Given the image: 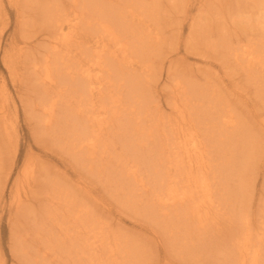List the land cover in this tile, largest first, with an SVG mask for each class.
Returning <instances> with one entry per match:
<instances>
[{
    "label": "bare ground",
    "instance_id": "bare-ground-1",
    "mask_svg": "<svg viewBox=\"0 0 264 264\" xmlns=\"http://www.w3.org/2000/svg\"><path fill=\"white\" fill-rule=\"evenodd\" d=\"M9 1L19 10L21 0ZM212 1L215 2V0ZM224 1L218 7L220 13L228 14L230 17L234 14L237 16L248 14L253 17L255 25H252L251 29L235 30L233 34H229L228 31L226 33L220 31L218 41L213 46L222 69L226 71L230 67L238 68V73L245 82L244 86L246 90L248 89L245 94H250V92L256 94L254 99L249 97L252 100H248L244 95L242 96L244 97L243 101L240 102L249 103L256 99L253 107H257L258 111L252 112V116L249 115L250 110L246 111V117L244 116L246 113L242 115L240 111L236 110V112L235 103L233 107V103H229L230 99H222L224 91L221 85H218L220 87L218 90L212 87L217 98L214 97L216 101L212 102L211 100L210 103L213 105L218 102L219 107L214 110L217 113L212 110V113H216V115H212L206 95L211 96L213 93L210 90L203 94L200 90L193 92L192 89L199 86L193 83L186 86L178 80L175 85L181 94L179 98L174 96L176 99H172L174 101L171 100L172 103H170L175 115L174 117L161 116L159 118L158 114H161L162 111L159 110V106L151 109V106L147 104L143 83L149 82L153 70L149 64L151 59L145 57L152 48L153 39H158L161 32L158 33V27L142 29V25L147 19L141 15L139 10L143 9L149 15L154 14L155 17L152 18V21L158 19L154 13L157 11L156 2L151 4L152 6H147L143 0H117V3L115 0H68L67 4L61 8L60 4L54 0L51 2L38 1V12L44 21L42 22L43 30L51 40L48 42L49 49L44 57L42 55L34 65L32 64L33 67L26 71L27 79L36 78L43 90L36 99L37 104L36 102L27 104L25 110L31 115L34 111L39 113L38 120L34 123L36 125L35 135L41 137L45 144L52 142L57 150H62L87 175H92L96 180L103 181H99L101 186L107 187L106 189L112 196L115 194L116 202L118 199L123 200L120 202L121 206L127 202L130 205L133 202L141 204L139 200L146 199L144 203L142 202V206L144 205L150 210L153 208L152 206L157 205V208L160 209L158 216L163 220H169V223H173V219L179 223H182L183 220L186 225L185 236L187 237H191L193 229L197 230L207 225L216 228L215 225L219 226L221 220L230 221L232 228L231 223L236 222L237 224L238 222L240 234L237 235V238L240 239L239 241L236 239L238 241V243L235 242L236 245L232 242L234 247L232 246L231 250V245H229L228 250L230 251L224 249L228 252H225L227 258L223 264H264V225L260 226L261 231L257 232L259 227L256 230L253 228L246 208L243 206L241 210L246 183L241 182L239 188L235 190L226 184L227 181L224 182L223 179L226 176L222 171L223 167L235 172L236 163L233 164L234 169L231 164V161L236 157L235 151L244 157L245 165L243 166H247L248 163L250 167L252 162L248 160L256 159L255 154L261 143L264 142V113H262L264 110V32L261 31L262 27L260 26H264V0ZM88 5H91L93 10ZM3 9H5L4 1L0 0V12ZM4 15L0 14V17L4 18ZM240 22L242 21L238 20L230 24L239 25ZM151 25L148 24V26ZM3 28L0 27L1 32ZM19 51L22 52L20 49ZM143 60L147 63L142 62ZM26 75H23L21 79H26ZM223 83H221L222 86ZM198 95L199 101L204 99L202 108L206 104L209 108L204 109L206 114H203L202 117L205 118L199 117V129H196L195 122L197 120L192 117V112L188 113L187 108L190 107L189 105L192 106L191 96L197 97ZM235 98L237 97L235 96ZM3 103L2 101L1 104ZM3 109L4 105L0 107V113H2L0 120L4 123L0 122V124H3L1 126H5V129L8 130L5 124L9 120L5 121L4 118L8 119L9 115L6 108ZM259 110L262 111L259 113ZM154 113L158 115L156 118L153 116ZM213 117L215 119L211 125ZM251 117H257V119H251ZM146 122L148 124H145ZM45 134L49 137H46ZM5 135L13 140L12 134L8 131ZM215 149L219 155L216 156L217 159L215 158ZM2 154V149H0V158ZM250 154L254 155L252 159L247 160ZM34 158L29 155L25 161L27 169L29 165L32 167L30 170L25 167L27 170L25 173L26 175L30 174L32 182L29 185L19 184L15 188L17 214L24 212L23 215H25L32 211L29 206L31 200L28 188L36 191H40L41 188L38 182L39 176L42 174L41 167ZM222 159L224 163L220 164L219 161ZM142 165L147 169L148 177L144 175L145 170L142 172ZM250 170L251 168H249ZM43 177L46 182L43 194L48 202L43 207V214L39 215V220L33 225V237L45 238L47 228H50L47 226L48 221L56 223L55 226L66 231L63 236L55 234L51 236L52 238H61L64 241L66 237H71V232L68 233L69 225L73 220L71 216H74L76 212L75 214L78 216H74L73 222L80 221L87 229L91 228L92 235L100 239L102 247H110L111 255L119 246L120 250L122 249V245L118 246V244L123 242V247L128 249L127 253L134 252L132 258L135 257L141 263V256L135 255L139 253L136 248L140 246L135 245L137 242L135 239L130 240L125 237L121 242L117 241L121 238L115 235L113 239H116L117 248L109 245L111 241L109 242L103 228H94L97 223L96 218L103 219L101 213L99 212L101 216H98V213L95 214L93 208L85 205V202L81 206L80 200L77 201L75 195L72 197L71 187L59 183L48 171ZM3 187V184H0V192L4 191ZM110 187H113L112 190ZM21 189H24L23 193ZM230 191L242 194L238 198V193H236L234 202L231 199L228 200L227 196H230L228 195ZM123 197L127 202L124 203ZM81 201H83L82 198ZM236 203H238V208H229ZM128 206L125 207L128 208ZM188 223H190V227L187 225ZM101 224H103L102 221ZM105 225L110 226V223H105L102 227ZM176 225L175 223L171 224V226H175L172 227L173 229L176 228ZM118 231H115L116 234ZM214 232L213 234L216 236ZM254 236L258 238V241L255 240L253 244L256 239ZM72 240L70 246L73 250V246L76 247L77 242ZM19 241L15 239V242L19 243ZM35 242L34 245L32 244L34 247L35 244H38ZM87 242L85 240V245ZM189 242L187 238L186 245ZM30 243L28 242V247ZM64 243L62 242L63 246H65ZM20 244L24 243L20 242ZM22 245L20 246L22 247ZM15 246L16 248L20 247L18 244ZM87 248L90 254L86 256L85 260H83L85 252L82 255L80 253L81 256L78 258H72L77 264V259L80 264H128L127 260L120 258L122 259L120 261L119 257L113 256L114 254L111 256L112 258L95 256L97 255L95 251L99 247H92L91 242ZM207 250L209 251V247ZM38 255L40 254L38 253ZM44 259L42 258V260ZM62 261L68 262V258L62 259ZM61 262L59 261V263ZM134 264L137 263L134 262Z\"/></svg>",
    "mask_w": 264,
    "mask_h": 264
},
{
    "label": "rangeland",
    "instance_id": "rangeland-1",
    "mask_svg": "<svg viewBox=\"0 0 264 264\" xmlns=\"http://www.w3.org/2000/svg\"><path fill=\"white\" fill-rule=\"evenodd\" d=\"M3 1L5 4V9L0 12L1 15L5 14L3 16L4 18L0 17V27L1 29L4 27L3 31H0V107L4 105V109L6 108L5 110L9 116L8 119L4 118V120L9 121L6 122L7 124H5L8 130L5 129V126H1L3 124H0V149H2L3 152L2 157L0 158V184H3L4 186V191L0 192V264H61L62 262V264H75L76 262L73 260L74 257L78 258V256H81L83 252H85V257L83 258V260H85L86 256L90 254V252L88 253L89 249L87 248L89 242H91L92 247H99V249L95 251L97 255L93 253L95 256L100 255L107 258L114 254L113 256L119 257L120 261L122 259L127 260L128 264L131 262V264H134V262L137 264L140 263L135 257L132 258L134 256V252L127 253L128 249H126L125 246L123 247L124 244L122 241L125 239V237L129 238L130 240L135 239L137 241H134L136 243L135 245H140L138 248H136V250H138L137 252L139 253L135 254L137 256H141L140 264H223L227 258V253L225 252L230 251L232 246L234 247L233 243H238L240 239L237 238V235L240 234V224H238V222L237 224L236 222L231 223L233 225L232 228L230 221L225 222L220 218L221 223L219 226L217 225L218 227L215 225L216 228H214V226L211 225L214 228L213 229L210 225H207L205 227H200L197 230L193 229L191 237H187L185 236L186 225L184 224L183 220L182 223H179L176 219H173V223H169V220H163V218L158 216L160 209L157 208V205L152 206L153 208L150 210L144 205L142 206V202L144 203L146 199L139 200V202L141 201V204L138 202H133L130 205L127 204L128 202L123 197L124 203H127H123L124 206L122 205V207L120 202H123V200L118 199L117 203L115 201V198H117L115 197V194L112 192L114 194V196H112L108 189H106L107 187L103 188V186H101L100 182L103 181L96 180V178L92 175H87L86 172L79 169L78 165L74 161L70 160L62 150H57V147L52 142H50L51 144H45L41 137H37V135H35L36 125L34 123L37 122V116L39 113L34 111L31 115L30 112L25 110V106L27 104H33V102H36V99L38 98L39 94L42 93L43 88L42 85L39 84V81H36V78L27 79L26 71L30 70L42 55L44 57L47 49H49L48 42L51 39L49 35L45 34L43 30L44 24L42 22L44 21L41 15H39V8L37 6L38 1L40 0H21L19 5L20 11L17 9V7L10 4L9 0ZM42 1L51 2L53 0ZM54 1L60 4V8L64 7L68 2V0ZM143 2L147 6H152L151 4H155L156 2L157 11L154 13L158 19L156 18L155 21H152V18L155 17L154 14L149 15L146 14L147 12L143 11V9H141L142 11L139 10L141 15L147 19L144 21L142 29H145L146 27H158V33L161 32L159 33L158 39H153L151 44L152 48L148 51L149 53L147 54V57H145L151 59L149 64L153 70L151 74L152 77L149 82L143 83V91L145 92V96L147 98L146 101H148L147 104L151 106V109L159 106V110L162 111L161 114H158L159 118L161 116H167V118L174 117L175 111L173 110V106L170 103L174 101L172 99H176L175 97L179 98V95L181 94L175 85L178 80H180L186 86H190L191 83L196 84L200 88L198 87L191 89L193 92L194 90H200L201 94L207 90H210V92L213 93L212 90H218V88H220L219 86L221 85V88H223L224 91V95L222 94L224 97L222 99H230L229 103H233V107L235 103V111H240L242 115L246 113V115H244L245 117L247 116L246 111L250 110L251 113L249 112V115L251 114V116L254 112L258 111V109H256L257 107H253L256 99L253 102L250 101V104L246 103L245 101L243 102L244 104L240 103L244 98L242 96L245 95V98L250 100L251 98L254 99L256 94H251V92L250 94H245L248 92V89L246 90L244 86L245 82L238 73V68L230 67V70L226 69V71H224L220 65L221 63L217 52H215L213 49V46L218 41V35L220 31L225 33L228 31L229 34H233L235 33V30L251 29V26L254 25L253 17H250L248 14H244L242 16H237V14H234L232 17H230L228 14L220 13V8L218 7H220L225 2L224 0H215V2H211V0H143ZM115 3H117V0H115ZM88 7L93 10L91 5H88ZM238 20L242 21L239 23V25L236 24V26L230 24ZM148 24L153 25L148 26ZM260 26L262 27L261 31L264 32V26ZM19 49L22 52H20ZM30 58L33 60L30 61ZM144 60L147 61V59ZM144 60L142 62L147 63ZM232 64L234 65V63ZM23 75H26V79L22 80L21 77H23ZM220 81L221 83L224 82L223 86ZM212 87L215 88L213 89ZM237 88L241 89L238 90ZM241 92L242 94H240ZM172 96L175 97L173 98ZM206 96L209 101L206 99L205 100L207 101V104H209L210 108L207 104L204 108H202L204 99L203 101L201 99L199 101V95L197 97L191 96L192 106L189 105L190 107L187 108L188 113L192 112V117L197 120L195 122L197 125L196 129H199V117L205 118L202 117L203 114H206V111L204 110L205 108H209L211 113L212 110H216V107L219 108L217 105L218 102H215L213 105L210 103L211 100L212 102L216 101V94L213 93L211 96ZM235 96L237 98H235ZM2 101L4 102L3 104H1ZM214 105L216 106L214 107ZM261 111L262 110H259V113ZM216 113H212V115H216ZM262 113H264V110ZM261 114H258V116H261ZM11 115L14 116L11 117ZM158 115L154 113L153 116L156 118ZM1 116L2 113H0V119ZM253 118L254 117H251V119ZM214 119L215 117L211 119V125H213ZM254 119H257V117ZM0 122L4 123V121L1 120ZM145 124L148 123L146 122ZM205 127L207 126H204L203 128ZM7 131L12 134V141L10 138L6 137L5 134ZM45 136L49 137L46 134ZM263 144L261 143L255 154L256 159L248 160L252 159L254 154H250V157L247 158L248 161L252 162L250 167L248 163L247 166H243L245 165L243 160L244 157L238 155L236 151L234 152L236 157L233 161H231L233 166L232 169H234L236 166L235 172L234 170H229V168L226 170L222 167L223 174L226 176L224 179H222L224 182L227 181L228 183L226 184H229L231 188L236 190V188H239L241 182L246 183V187L244 186L246 190L244 189L245 194L241 204V210L243 209V206L246 208V212L248 213V216H250L251 223L253 224L252 226L255 228V230L258 227L260 228V226L262 227L264 225ZM216 149L215 158L216 156H219L217 155ZM29 155L35 157V162L41 167L42 174L38 179L41 188L39 189L40 191L28 188L30 195L29 198L31 200V202H29V206L31 207L32 211L23 215L24 212L22 214L20 212V214L16 213L17 201L16 197L14 196L16 195L15 188L17 185H29V183L32 182V177L29 176L30 174L26 175L25 173L27 170L32 169L30 165L28 169L27 165L25 166L26 158ZM219 162L220 164H223L224 160L222 159ZM233 164H235V166ZM249 168H251L250 171ZM143 170H145V177H148L147 169L142 165V172ZM47 171L51 174V176H54L59 183L71 187L73 191L72 197L75 195L77 201L80 200L79 203H81V206L82 203L85 202V205L93 208L95 214L98 213V216L102 215V220L96 218L97 223L95 224L94 228H103V232L105 235L107 234L106 236L109 242L111 241L109 245H113L116 248V239L113 238L115 235L119 236L121 239L117 241L122 240V243L118 244V246L122 245L121 250L120 246L118 247L120 251L117 248L111 255V250H109L110 247H102L100 239H97V237L92 235V232L90 231L91 228L87 229L80 221L73 222V220H75L74 216H78V214H75L76 212L74 213V216H71V219L73 220H71L69 225L68 233L71 232V237H66L64 241L61 238H52L51 236L55 234L63 236L66 231L61 230L58 226H55L56 223L50 221L47 222V226L50 228L52 227V229L47 228L48 230L45 238L33 237V225L37 220H39V215L43 214V207L48 202L45 200V194H43V192H45L43 191L45 189L44 184L46 183L43 176ZM110 188L112 190L113 187ZM23 190L21 189L22 193ZM236 193H238V198L242 194L241 192L230 191V194H228L230 196H227L228 200L231 199L234 201V196H237ZM81 198L83 201H81ZM126 205H129L132 208L130 207L129 209V206L126 208ZM236 207L238 208V203H236V205L233 204V206L231 205L229 208L235 209ZM142 208L143 210L140 211ZM238 210L240 211V209ZM147 213L150 214L148 215ZM98 220L100 221V226L98 224ZM101 221L103 224L110 223V226L105 225L102 227L103 224H101ZM174 223L175 225H178H176L175 229H173L175 226H171V224L173 225ZM187 225L190 227V223ZM259 228L257 229V232L261 231V228ZM115 229L117 231L119 230L117 234ZM232 229H234V233L232 232ZM209 231L212 233L210 232L209 234ZM217 231H220L221 234L217 233ZM213 232L216 233V236L213 234ZM200 236L202 237L200 238ZM254 237L256 238V236ZM187 238L190 241L188 245H186ZM15 239L16 241L20 240L19 243L15 242ZM72 239H74V241L76 240L75 243L77 242L75 244L76 247L73 246V250L71 249L72 246H70V243L73 242ZM236 239L238 241H236ZM26 240H29V243L32 242L30 243L29 247ZM85 240L86 242L88 241L86 245ZM255 240L257 242L258 238L254 239L253 244L255 243ZM34 241H36L35 243H38L37 245H39V247H37L36 244V248L33 246ZM20 242L24 244L25 242L27 243L24 246V244L22 245ZM62 242H65V246H63ZM14 243L18 244L19 246L22 245V247L20 246V248L17 246L16 248ZM207 245H209V251L207 250ZM229 245H231V247ZM229 247L230 250H228ZM224 249H227L228 251H225ZM37 252L40 255H38ZM80 253L81 255H79ZM42 258L46 259L42 260ZM67 258L68 262H61L62 259L66 260ZM55 260L57 261L55 262ZM59 261L61 263H59ZM76 261L78 264H80L79 259Z\"/></svg>",
    "mask_w": 264,
    "mask_h": 264
}]
</instances>
